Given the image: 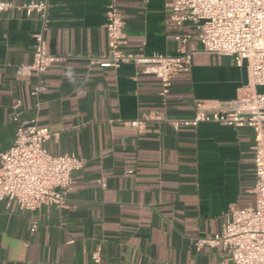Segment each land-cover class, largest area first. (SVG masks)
<instances>
[{
	"label": "crops",
	"instance_id": "0c3cea01",
	"mask_svg": "<svg viewBox=\"0 0 264 264\" xmlns=\"http://www.w3.org/2000/svg\"><path fill=\"white\" fill-rule=\"evenodd\" d=\"M38 1L50 8L48 51L65 61L44 74L46 90L34 97L38 78L17 72L33 62L40 24L22 10L0 15V151L14 143L11 112L20 102L23 118L58 134L49 152L74 154L85 167L73 174L63 210L0 202V264H96L97 251L99 264H220L226 252L197 243L220 232L232 206L255 205L254 132L215 123L175 130L163 120L192 117L197 100L221 106L244 96L248 64L198 50L191 71L175 76L162 96L160 81L132 63L89 67L88 58L108 55L112 0ZM114 1L127 52L176 56L178 33L192 36L188 49L199 46L193 25L172 22L174 0ZM145 118L142 133L127 124Z\"/></svg>",
	"mask_w": 264,
	"mask_h": 264
},
{
	"label": "built area",
	"instance_id": "2783aa9c",
	"mask_svg": "<svg viewBox=\"0 0 264 264\" xmlns=\"http://www.w3.org/2000/svg\"><path fill=\"white\" fill-rule=\"evenodd\" d=\"M22 10L40 24L33 35L34 58L30 65L18 69L19 76H36L38 83L32 94L39 97L45 90L44 74L57 61L65 58L49 53L46 32L49 24V4L32 0L16 6L0 0V15L10 10ZM171 20L177 28L191 24L195 28L197 44L189 49V34L178 33L174 40L181 44L179 54L125 50L127 35L125 22L116 3L108 5L105 25L108 43L106 57L88 58L89 67L118 69L124 63L140 67V72L156 77L161 94L170 92L172 80L191 71L192 57L201 50L208 54L233 58L238 66L248 64L250 83L244 96L221 106H210L205 101L194 103L190 118H165L173 129L197 128L201 123H215L254 132L256 202L253 207L232 206L218 234L198 241L199 247L220 248L228 256L220 264H264V94L257 88L264 86V0H174ZM71 70L70 66L66 67ZM20 102L12 106L11 117L17 124L13 145L0 151V202H16L20 210L33 211L41 206L60 210L68 206V194L74 189L73 174L84 169L85 161L74 154L53 155L46 147L58 134L40 127L37 118L22 117ZM147 119H136L127 124L143 132ZM102 184L103 181L99 180ZM31 225V233L38 229ZM96 264L101 262L100 251L93 254Z\"/></svg>",
	"mask_w": 264,
	"mask_h": 264
}]
</instances>
